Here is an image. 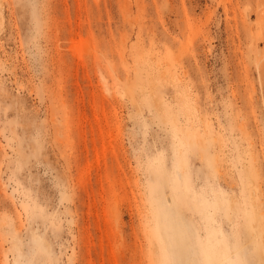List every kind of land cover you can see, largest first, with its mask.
Instances as JSON below:
<instances>
[{"label":"rangeland","instance_id":"rangeland-1","mask_svg":"<svg viewBox=\"0 0 264 264\" xmlns=\"http://www.w3.org/2000/svg\"><path fill=\"white\" fill-rule=\"evenodd\" d=\"M264 264V0H0V264Z\"/></svg>","mask_w":264,"mask_h":264},{"label":"snow or ice","instance_id":"snow-or-ice-1","mask_svg":"<svg viewBox=\"0 0 264 264\" xmlns=\"http://www.w3.org/2000/svg\"><path fill=\"white\" fill-rule=\"evenodd\" d=\"M19 264H36V262L31 260H21Z\"/></svg>","mask_w":264,"mask_h":264}]
</instances>
